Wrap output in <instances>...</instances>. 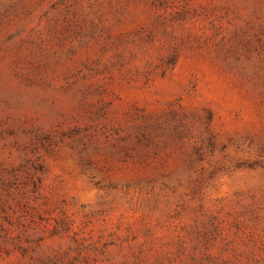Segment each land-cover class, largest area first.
Returning <instances> with one entry per match:
<instances>
[{
  "label": "rangeland",
  "instance_id": "1",
  "mask_svg": "<svg viewBox=\"0 0 264 264\" xmlns=\"http://www.w3.org/2000/svg\"><path fill=\"white\" fill-rule=\"evenodd\" d=\"M0 264H264V0H0Z\"/></svg>",
  "mask_w": 264,
  "mask_h": 264
}]
</instances>
